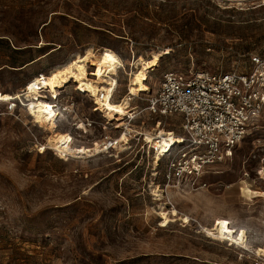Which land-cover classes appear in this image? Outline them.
Returning <instances> with one entry per match:
<instances>
[{
	"label": "rangeland",
	"instance_id": "1",
	"mask_svg": "<svg viewBox=\"0 0 264 264\" xmlns=\"http://www.w3.org/2000/svg\"><path fill=\"white\" fill-rule=\"evenodd\" d=\"M104 49L121 61L113 103L127 100L134 62L153 54L160 59L146 72V94L167 72L242 71L244 55L264 49V0H0V94ZM86 70L91 79L93 67ZM140 92L132 96H148ZM58 93L74 103V113L55 121L71 150L99 147L105 137L119 148L57 154L45 145L46 127L25 111L0 116V264H250L241 250L209 238L216 224L240 232L236 241L246 236V248L264 249V191L239 184L245 171L256 178L264 158V112L204 178L206 190L162 193L166 161L153 165L142 134L179 136L176 116H151L134 98L127 110L137 117L126 125L139 134L124 140L73 83ZM158 185L160 200L152 193Z\"/></svg>",
	"mask_w": 264,
	"mask_h": 264
},
{
	"label": "built area",
	"instance_id": "2",
	"mask_svg": "<svg viewBox=\"0 0 264 264\" xmlns=\"http://www.w3.org/2000/svg\"><path fill=\"white\" fill-rule=\"evenodd\" d=\"M244 57L246 64L242 71L234 69L218 73L192 70L186 73L167 72L163 74L156 91L146 98L126 96L129 103L134 98L145 102L144 110L151 116H176L180 121V135L176 137L180 138L181 143L165 148L163 152L160 146L161 138H156L160 131L156 134L149 133L153 135V144L145 142V137L142 136L146 153L151 156L153 164L157 158L158 163L161 160L166 161L162 170L161 185L165 190L162 193H165L167 188L181 193L206 190L208 184L204 178L217 174L215 166L229 160L234 149L258 128L264 112V49L252 51ZM43 77L45 76L38 75L33 78L13 96V100L0 102V106H3L0 116L25 111L31 102L37 101L48 102L57 118L64 112L74 113L72 101H63L61 93L52 97L48 90L41 88L40 79ZM112 95L113 92L110 96L111 102ZM105 97L104 92H99L96 97L90 98L92 110L101 116L103 114L100 105ZM136 111L137 109H133L124 116L123 122L129 125L137 117ZM108 124L113 126L114 131L129 137L130 132L125 127L116 130L115 122ZM86 127L91 128V124L88 123ZM116 140L105 137L98 142L100 150H111ZM39 149L40 147L37 149L38 154H42ZM157 167L158 165L155 168ZM249 176L247 171L243 172L239 184L249 182L255 186V183H258L264 191V158L256 169V178L251 179ZM157 189L162 190V187L158 185ZM239 234L240 232L237 236L233 235L234 238L238 239ZM209 238L214 240L211 236ZM218 241L244 252L245 259L250 264H264V255L259 249L246 248V236L244 246L234 244L227 237Z\"/></svg>",
	"mask_w": 264,
	"mask_h": 264
},
{
	"label": "bare ground",
	"instance_id": "3",
	"mask_svg": "<svg viewBox=\"0 0 264 264\" xmlns=\"http://www.w3.org/2000/svg\"><path fill=\"white\" fill-rule=\"evenodd\" d=\"M159 59V54H153L151 59L146 61L137 60L134 62L132 66L133 71L130 73V87L128 89L130 94L128 93V95H135L137 92H139V90L141 91L139 94H146L149 91L145 85L144 77L148 70L153 68L155 69L158 66ZM87 66H91L94 69L90 75L92 76L91 79L89 78L86 70ZM120 66V59L109 49L102 50V52L97 56L94 55L90 50H87L83 55L77 56L67 63L54 68L50 71L49 75L40 79L41 88L48 90L50 95H53L58 93L59 90H62L68 83H73L77 91L88 95L90 98L96 97L99 92H104L106 97L104 102L100 105L103 114L102 117L108 122H116V124H118V129L125 127L130 133H138L137 131L133 130L131 125L127 126L123 123V117L129 113L127 110L128 101L124 100L120 103H113L110 101L111 93L115 87L113 76L116 74L117 67ZM17 94L18 92L0 94V102L13 100V96ZM51 108L52 107H50L48 102L37 101L34 103L31 102L29 108L25 110V113L28 117L32 118L41 126L46 127L47 131L49 132V135L45 141L47 148L54 150L57 152V154L61 155L74 153L76 155H85L87 157L97 155L104 151L100 150V147L87 149L84 152H80L76 149L71 150L68 146L66 138L62 134H59L55 131V118H57V115L55 112H53V110H51ZM130 110L132 111L133 109ZM159 131L160 133L156 138H161V152H163L165 148L181 143L179 137L171 134H165L162 130H156L155 134ZM142 136L145 137V142L150 144L154 143L153 135L144 133ZM126 137V134H123L121 138L127 140L125 139ZM118 146L119 142L117 141L115 146L112 148H119ZM40 149L44 150V147H40ZM152 193L159 200L161 199L162 195L158 189H154ZM206 234H210L209 236L215 238L214 240H224L227 237L229 240L233 241L234 244L244 246V239L242 241H236L232 236L233 231L219 224H216L211 230H207ZM259 250L264 255V249L260 248Z\"/></svg>",
	"mask_w": 264,
	"mask_h": 264
},
{
	"label": "trees",
	"instance_id": "4",
	"mask_svg": "<svg viewBox=\"0 0 264 264\" xmlns=\"http://www.w3.org/2000/svg\"><path fill=\"white\" fill-rule=\"evenodd\" d=\"M116 36H118V37H120L121 35H117V34H115ZM123 37V36H122Z\"/></svg>",
	"mask_w": 264,
	"mask_h": 264
}]
</instances>
